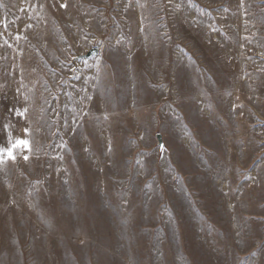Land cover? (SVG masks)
<instances>
[{
	"label": "rangeland",
	"instance_id": "obj_1",
	"mask_svg": "<svg viewBox=\"0 0 264 264\" xmlns=\"http://www.w3.org/2000/svg\"><path fill=\"white\" fill-rule=\"evenodd\" d=\"M16 139L0 264H264V0H0Z\"/></svg>",
	"mask_w": 264,
	"mask_h": 264
},
{
	"label": "snow or ice",
	"instance_id": "obj_2",
	"mask_svg": "<svg viewBox=\"0 0 264 264\" xmlns=\"http://www.w3.org/2000/svg\"><path fill=\"white\" fill-rule=\"evenodd\" d=\"M62 7H66V5H61ZM27 131V130H25ZM23 147L25 149L30 150V143L27 140L16 139L14 142L10 141V146L7 148H0V163H3L5 159H15V155L13 149L18 147ZM163 149V145L160 146ZM25 160L28 159L27 156L24 157Z\"/></svg>",
	"mask_w": 264,
	"mask_h": 264
},
{
	"label": "water",
	"instance_id": "obj_3",
	"mask_svg": "<svg viewBox=\"0 0 264 264\" xmlns=\"http://www.w3.org/2000/svg\"><path fill=\"white\" fill-rule=\"evenodd\" d=\"M98 53V49H91L89 50L86 54L82 55L81 58L82 59H88L94 55H96ZM157 141H158V146L161 149V145H163L164 147V142L162 141V136L160 134L156 135Z\"/></svg>",
	"mask_w": 264,
	"mask_h": 264
}]
</instances>
